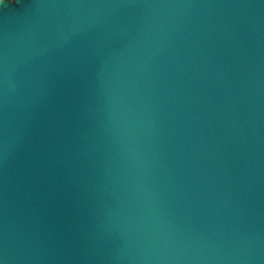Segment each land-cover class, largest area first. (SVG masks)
<instances>
[{
    "label": "water",
    "instance_id": "95a60500",
    "mask_svg": "<svg viewBox=\"0 0 264 264\" xmlns=\"http://www.w3.org/2000/svg\"><path fill=\"white\" fill-rule=\"evenodd\" d=\"M5 48L17 264H264L261 0H3Z\"/></svg>",
    "mask_w": 264,
    "mask_h": 264
},
{
    "label": "clouds",
    "instance_id": "9594fccd",
    "mask_svg": "<svg viewBox=\"0 0 264 264\" xmlns=\"http://www.w3.org/2000/svg\"><path fill=\"white\" fill-rule=\"evenodd\" d=\"M264 3V0H261ZM3 3V0H0ZM57 7H67L70 9H82V10H102V9H113L123 7L124 5L107 2H72L63 5H53ZM156 7H192L194 5H153ZM10 71V57L7 49L5 48L0 52V97L3 100V118L0 122V156L7 159L9 149L12 144V129L8 115V103L10 98L11 89L9 87L11 80ZM29 257H25L28 259ZM19 257L10 250L7 240V230L5 229L4 237L0 242V264H17ZM115 259L121 260L122 257L118 254ZM143 264H150V258L145 257ZM155 264H168V261L161 260V258H155ZM243 264V262H241Z\"/></svg>",
    "mask_w": 264,
    "mask_h": 264
}]
</instances>
